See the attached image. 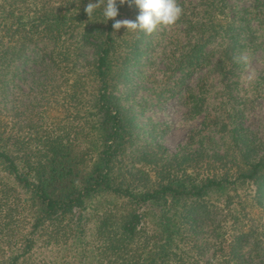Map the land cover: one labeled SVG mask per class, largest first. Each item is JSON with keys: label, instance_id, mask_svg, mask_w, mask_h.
Instances as JSON below:
<instances>
[{"label": "trees", "instance_id": "obj_1", "mask_svg": "<svg viewBox=\"0 0 264 264\" xmlns=\"http://www.w3.org/2000/svg\"><path fill=\"white\" fill-rule=\"evenodd\" d=\"M89 2L97 0H0V93L8 98L21 77L19 62H35L43 83L68 82L74 105L47 134L23 109L0 112V264H264V148L241 123L223 122L227 148L206 155L207 172L193 131L174 154L146 142L153 147L135 154L132 173L125 160L143 129L134 75L149 36L112 27L135 20L134 4L117 0L118 16L106 21L103 8L88 17ZM253 7L254 16L230 0L183 9V38L159 42L170 76H191L216 58L231 93L245 66L237 58L264 46L252 25L255 16L264 23V0ZM205 92L189 94L194 115ZM135 163L156 165L157 177ZM41 249L53 259L36 261Z\"/></svg>", "mask_w": 264, "mask_h": 264}, {"label": "rangeland", "instance_id": "obj_2", "mask_svg": "<svg viewBox=\"0 0 264 264\" xmlns=\"http://www.w3.org/2000/svg\"><path fill=\"white\" fill-rule=\"evenodd\" d=\"M198 2L199 0H179L183 9ZM230 2L234 11L250 7L251 13L246 16L257 15L258 9L253 7L254 0ZM261 18L255 16L252 25L258 34V40L264 42V23L260 21ZM183 30L184 25L177 22L173 26L159 27L145 39L146 62L142 64L141 71L134 75L137 83V104L135 103L134 109L137 110L143 129L139 133L138 143L130 149L128 160H125L132 173L136 172V167H133L135 154L142 152L143 146H148L146 142L162 145L174 154L183 149L193 131L200 133L196 135L192 148L202 151L205 156L200 159V165L199 162L197 165L207 172L209 158L206 155L223 153L227 148L224 144L227 135L218 131L223 122L241 123L248 129L250 138L261 149L264 148V46L243 52L242 56L248 58V63L240 71L239 85L231 93H227L223 91L225 85L219 71L215 69L216 58L191 76H184L182 73L170 76L169 62L162 55L160 43L168 41L169 38H183ZM214 46H217V43L209 45V48ZM37 53L34 51L29 55L34 57ZM18 65L22 75L10 82L8 98L3 92L0 93L2 116H6L7 112L13 113V109L17 107L23 109V116L28 115L41 133L58 130L69 121L67 108L74 106L68 100V82H63L60 88L58 85L63 80L51 79L43 83V80H47V74L42 64L19 62ZM70 81L72 82V76ZM53 85H56V89ZM201 90L206 91L202 94L206 98V104L201 113L194 115L190 112L189 94H198ZM10 118L7 115L6 119ZM164 156L166 153L158 154L160 159L165 158ZM135 164L137 168L147 170L152 178L157 177L156 165ZM54 253L41 249L37 250L33 257L36 261L44 257L53 259Z\"/></svg>", "mask_w": 264, "mask_h": 264}, {"label": "clouds", "instance_id": "obj_3", "mask_svg": "<svg viewBox=\"0 0 264 264\" xmlns=\"http://www.w3.org/2000/svg\"><path fill=\"white\" fill-rule=\"evenodd\" d=\"M134 4L139 9V14L135 20L123 19L115 20L118 16L117 0H97L96 3L89 2L85 7V12L90 18L94 11L103 8L105 20H115L112 27L119 31L122 27L128 31H140L146 35H151L159 27L175 25L183 15V7L179 0H119L120 4ZM238 62L248 63L246 56L237 58Z\"/></svg>", "mask_w": 264, "mask_h": 264}]
</instances>
